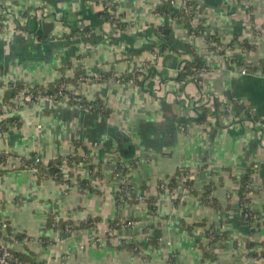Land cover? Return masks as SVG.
Segmentation results:
<instances>
[{
	"label": "crops",
	"instance_id": "0c3cea01",
	"mask_svg": "<svg viewBox=\"0 0 264 264\" xmlns=\"http://www.w3.org/2000/svg\"><path fill=\"white\" fill-rule=\"evenodd\" d=\"M169 1L0 0V87L49 85L83 72L88 80L75 87L77 93L110 110L106 118L69 102L27 103L7 131L0 129V153L37 156L44 165L74 154L82 158L75 143L90 151L87 163L67 170L75 181L86 182L82 188L65 189L26 169H6L0 177L1 211L15 232L31 239L16 247L27 263L264 264L254 257L264 248V77L239 73L264 64V0H192L202 14L193 32L183 19L156 12ZM106 2L115 4L121 32L107 25ZM37 15L57 20L48 37L38 38ZM159 28L169 30L172 51L160 57L154 76L141 86L113 77L96 80L111 71L126 74L137 60H152L154 52L147 49L158 51L165 42L164 33L155 32ZM166 55L172 59L164 61ZM195 56L209 71L200 83L182 85L176 71ZM237 104L251 117L222 112ZM203 111L208 120L197 123ZM116 134L124 138L121 143ZM116 162L127 166L131 201L117 200L122 181ZM184 168L194 174L185 183L193 191L181 203L158 183L178 186L179 178L172 179ZM249 171L254 221L241 203ZM52 217L75 225L94 221L63 233L50 227ZM116 220L123 225L112 230ZM127 221L134 226L125 227ZM211 231L217 239L223 236L209 253L216 260L202 250Z\"/></svg>",
	"mask_w": 264,
	"mask_h": 264
},
{
	"label": "built area",
	"instance_id": "2783aa9c",
	"mask_svg": "<svg viewBox=\"0 0 264 264\" xmlns=\"http://www.w3.org/2000/svg\"><path fill=\"white\" fill-rule=\"evenodd\" d=\"M170 9L173 10L174 13H180L185 14L189 17H191V21L189 23L191 31H195L197 26L200 25V20L202 19V14L200 13V10L192 0H170L169 1ZM103 12H106L110 18V21H106L107 25L110 27V29L118 30V32L122 31V27L118 25V22L120 23V19L118 16V11L114 3L106 2L102 5ZM158 13V12H157ZM160 14V13H158ZM162 15V14H160ZM183 19V18H181ZM184 20V19H183ZM158 51H156V54H153L152 60H144L142 61V65L138 68H133L132 73H137V77L139 80H142L144 77L148 76L150 71L158 66L160 63V57L158 54ZM184 68V64L182 63L178 70L176 71L179 75ZM257 69V68H256ZM130 73V72H129ZM201 74L196 72L195 76H201ZM239 73L242 76H262L264 77V64L261 65L256 71L251 70L249 68L239 69ZM120 77L121 74L115 73L114 79L116 80V83H120ZM99 78V77H98ZM88 78L82 76L80 78L81 82H86ZM130 84H134L133 81L129 82ZM135 85V84H134ZM182 85H185V83H182ZM44 88L48 87V85L43 86ZM17 89V86L15 84H11L9 86H5L2 88L3 92L9 93L14 92ZM74 91L72 89L71 85L69 83L63 82L61 86L58 88V92L55 95H47L43 94L41 90L34 94L33 89L30 88H23V89H17L15 96L10 99L8 102L4 100L5 94L0 96V109L2 110V113L0 114L1 121L6 120L8 118H12L14 113H16L19 108L22 106V104L27 103H35V102H58L60 99L61 102H69L71 97L68 96V93ZM80 99L76 98V101L79 102ZM187 102V101H186ZM78 108L88 111V109L83 105H78ZM233 108V105H227L224 106L222 109V112L224 114H230L231 110ZM0 110V111H1ZM184 131L185 128H182ZM5 161L0 163V171L1 170H17V169H26L33 173H37V165H44L40 158L37 156L26 158L27 162L31 161L32 163H26L23 158L21 157H13L8 154H6ZM117 176H120L122 178V186L119 190L121 193V199H118L120 201L124 200L125 197L130 195V186L127 182V180L124 179L125 173L127 171V166L123 163H119V167H117ZM70 169L68 166V163L66 161L63 162V164L60 166V170L62 172V179L68 180L69 174L67 173V170ZM119 170V171H118ZM56 178V176H54ZM68 178V179H67ZM194 179V174L189 173L183 178H179L178 186L170 188L168 181H162L160 185V189L169 193L171 195V198L176 201H180L181 203L186 200V198L189 197V194L193 191L192 189H189L187 186H185V183L188 181ZM65 185H67V182H64ZM247 190L249 191L248 194H246L245 198H250L252 195L251 190V184L248 185ZM243 208L247 209V212L244 214L245 217L249 220H255L256 216L250 209V203H243L242 204V210ZM125 227H133L134 223L132 221L124 222ZM70 231L67 229L66 233H69ZM18 233L14 231L10 221L3 215L1 208H0V264H29L25 262L21 257L16 255V247L29 242L31 239L24 236L22 240L17 239ZM216 239V235L211 231L208 233V239L206 240L207 250L214 253V248L212 247L211 243L212 240ZM130 241L134 243V239L131 237ZM117 243L119 245L123 244L122 239H118ZM138 249V247H135ZM264 252V249L263 251ZM262 263H264V258L259 259Z\"/></svg>",
	"mask_w": 264,
	"mask_h": 264
},
{
	"label": "trees",
	"instance_id": "16d2710c",
	"mask_svg": "<svg viewBox=\"0 0 264 264\" xmlns=\"http://www.w3.org/2000/svg\"><path fill=\"white\" fill-rule=\"evenodd\" d=\"M156 12L162 14V15H171L173 18H183L184 19V22L186 23V26L190 28V21H191V17L185 15V14H180V13H171L170 12V5L169 3H167L165 6L163 7H159L157 8ZM104 19L105 21H110V18L108 16V14L106 12H104ZM118 25L122 28H124V25L122 23H119L118 22ZM90 32V30H84L83 33L85 34H88ZM155 32L158 34V35H162L164 33V29L162 28H159V29H156ZM75 33H79V31H73L72 34H75ZM169 42V41H168ZM167 41H165L163 44H161L160 46H158V55L159 56H164L165 53H167V51H172V49L169 48L168 46V43ZM157 47L156 46H153V47H149L147 50L149 51H152L156 54V49ZM188 50H191L189 47H187ZM131 55H137L139 54L138 52H135V51H130L129 52ZM195 60L194 61H183V64H184V68H183V71L178 75V78L177 80L180 82V83H185L188 84L189 82H196V83H200V76H195L196 72L198 73H202V72H208L209 71V68L208 66L206 65V63H204L199 57H196L195 56ZM237 65H241L240 61H237L236 62ZM253 71L256 69V68H251ZM256 71V70H255ZM83 72L79 73L75 79H67L66 77H62L60 80L56 81L55 83L53 84H49L48 87L44 88L43 86H35L33 88V92L34 94H37L40 90L43 94H47V95H55L57 92H58V88L59 86H61V84L63 82H66V83H69V84H72L74 85V87H78V84L81 82V81H78L80 80V77H81V74ZM114 72H109V73H102L99 77L97 78L96 80L99 82V83H104V82H107L110 78L114 77ZM156 74V72L152 69L149 73L148 76L144 77L142 80H139L138 77H137V73H127V74H123L121 75L120 77V83L121 84H127L129 83L130 81H133V83L135 85H139L141 86L145 80H147L148 78L154 76ZM85 77V76H84ZM87 78V77H86ZM82 83V82H81ZM84 83V82H83ZM17 89H23L25 88L24 85L22 83H18L17 85ZM17 89L15 91H17ZM9 92L5 95L4 97V100L5 101H9L10 99H12L16 92ZM68 96L71 97L70 101H69V104L72 105V106H75L77 107L79 104L80 105H83L85 106L87 109H88V113H94V114H100L101 116L103 117H109L110 115V110L104 108L103 106L99 105L98 102H88L87 100H85L84 98H82L78 93L77 91L74 89V91H71L68 93ZM76 98L80 99L79 102L76 101ZM61 101L60 99L58 100V102ZM217 106L219 107V104L217 103ZM1 110V109H0ZM2 113V110L0 111V114ZM17 119L14 117L12 118H8L6 120H3L2 121V125H0V129L1 131H7L6 129V125L8 122H13V121H16ZM208 120V116H207V112L206 111H203V113L200 115V117L196 120L197 123H206ZM14 123V122H13ZM185 124V123H184ZM17 126L18 128H20V123H18L17 121ZM111 132H114V130H111ZM115 134V132H114ZM115 138L117 140L120 141V143L122 142V140H124V138L120 135H115ZM75 146L77 148H81L83 150V157H79L77 156V154H74L72 156H68V157H59V158H56L54 160H51L50 162H48L46 164V167H44L43 165H37L36 168H37V174L40 178H47V177H52L59 185H62L64 184L65 181H63L62 179V172L60 170V166L63 164L64 161H66L68 163V166L70 169L74 168V166L76 165H79L81 163H87L89 159H87V154H89V150H87V147L85 146H82L80 143H75ZM6 154L4 153H0V163L5 161L6 159ZM35 157V156H33ZM118 158L119 159H122V156L120 155V151L118 150ZM24 160L26 163H32L31 161H28L27 162V159H22ZM90 169L91 171L93 170V166H90ZM5 170H1L0 171V177L5 173L4 172ZM190 172L189 170L187 169H179L177 170L176 172V175H175V178L172 179V182L177 179V178H183L185 177L186 175H188ZM54 176H56V178H54ZM69 176H71V174L69 173ZM72 177V176H71ZM250 177H251V173L250 171L247 173V175L245 176V178L243 179L242 181V187H241V197H242V200H241V203H251L250 201V198H245L246 194H248V190H247V187L248 185L251 184V180H250ZM68 183V182H67ZM162 181H160L158 184H159V187L161 185ZM188 184H190V181L187 182ZM70 185V184H69ZM80 185L81 187H85L86 185V182L85 181H80ZM189 186V185H188ZM174 187V186H173ZM90 191H93L90 189ZM135 197V195H129L127 197L124 198V200L122 201H131V199H133ZM142 201H154L153 199H141ZM120 201V200H119ZM247 212V209L243 208V214H245ZM94 220L92 221H89V223H80V225H75L74 222H66V221H62V220H55V217H52L50 219V227L54 230V231H58V232H63V233H66L67 229L72 232V231H77L79 229H83V228H87V227H92V223H93ZM111 228H120L121 225H123L122 221L120 222L119 220H116L114 222H111ZM213 233L215 235H218L217 232L213 231ZM24 238V235H20L18 234L17 235V239L18 240H22ZM222 239L223 240V236H220L219 235V239H217V236H216V239L215 240H212V244L216 243L217 240H220ZM134 245H131L129 246V248H133ZM218 247H222L220 245H218ZM135 248V247H134ZM264 249V248H263ZM202 250L204 251L205 253V257L206 258H211L212 260H216V256L215 255H210V251L207 250V245L202 247ZM17 256L22 257V255L20 253H16ZM254 257H256L257 259H262L264 258V252H261V253H257V254H254ZM26 259V258H25ZM23 259L25 262L27 260Z\"/></svg>",
	"mask_w": 264,
	"mask_h": 264
},
{
	"label": "water",
	"instance_id": "95a60500",
	"mask_svg": "<svg viewBox=\"0 0 264 264\" xmlns=\"http://www.w3.org/2000/svg\"><path fill=\"white\" fill-rule=\"evenodd\" d=\"M36 20L39 23V28L37 30L38 38L48 37L54 31V29L56 27V23H57V20L56 21L55 20L54 21H47V19L45 17L38 18V15L36 17ZM168 33H169V30H166L162 36V38L165 41L168 40ZM171 59H172V55H166L164 57V61H168ZM199 80H201V79H199ZM239 113L241 114V117H243V118H250L251 117L250 113L248 112L247 108L244 105H241V104L234 105L232 110H231V115L235 116Z\"/></svg>",
	"mask_w": 264,
	"mask_h": 264
},
{
	"label": "rangeland",
	"instance_id": "374dc122",
	"mask_svg": "<svg viewBox=\"0 0 264 264\" xmlns=\"http://www.w3.org/2000/svg\"><path fill=\"white\" fill-rule=\"evenodd\" d=\"M253 44H255V42H252ZM142 65V61H139V60H137V61H135L134 62V66H133V68H138L139 66H141ZM133 70V69H132ZM132 70L130 69L128 72H126V74L127 73H132ZM115 73V72H114ZM99 77V76H98ZM101 77V76H100ZM81 78V77H80ZM80 81V80H79ZM11 84H15V85H17L18 84V82L16 83H8V84H5V85H3L2 87H0V93L1 94H5L6 92H3L2 91V88L3 87H5V86H9V85H11ZM71 85V84H70ZM43 86H46V85H43ZM24 87H27V88H30V89H33L34 88V86L33 87H31V86H24ZM71 87H72V89H75L77 92H78V90L74 87V86H72L71 85ZM23 105H25V103L24 104H22V106ZM21 106V107H22ZM116 167H117V162H116ZM116 169H118V168H116ZM119 171V170H118ZM116 175H117V171H116ZM126 176V175H125ZM118 178H120V176H117ZM68 179V178H67ZM124 179L126 180V177H124ZM120 180L122 181V178H120ZM63 181H65V182H68V184L67 185H65V184H62L61 186L63 187V188H65V189H70L71 187H74V185H77L79 188H82L81 187V185H80V181H75L74 180V178L73 177H71V176H69V179L68 180H63ZM75 183H77V184H75ZM70 184V185H69ZM67 191V190H66ZM116 197H117V200L118 199H121V193L118 191V193H117V195H116ZM112 230H114L113 228H112Z\"/></svg>",
	"mask_w": 264,
	"mask_h": 264
}]
</instances>
